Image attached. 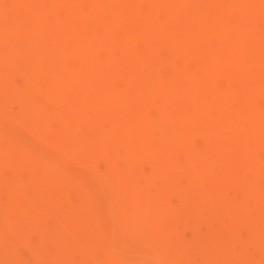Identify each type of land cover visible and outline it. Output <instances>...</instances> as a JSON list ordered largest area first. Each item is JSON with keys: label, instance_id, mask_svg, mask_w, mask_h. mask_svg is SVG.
I'll return each instance as SVG.
<instances>
[{"label": "bare ground", "instance_id": "1", "mask_svg": "<svg viewBox=\"0 0 264 264\" xmlns=\"http://www.w3.org/2000/svg\"><path fill=\"white\" fill-rule=\"evenodd\" d=\"M0 264H264V0H0Z\"/></svg>", "mask_w": 264, "mask_h": 264}, {"label": "rangeland", "instance_id": "2", "mask_svg": "<svg viewBox=\"0 0 264 264\" xmlns=\"http://www.w3.org/2000/svg\"><path fill=\"white\" fill-rule=\"evenodd\" d=\"M14 78L16 80H18L19 79V75L18 74H15L14 75ZM10 110H11L10 112H11V114L13 116L16 117L18 115L17 108H16L15 105H12L11 108H10ZM15 117H13V118H15ZM14 122H15L14 123V126H15V128L17 130H19L20 132H23L24 134H29L30 133V129L24 123H21L18 120L14 121ZM32 234H33L34 237L36 236V234L34 232Z\"/></svg>", "mask_w": 264, "mask_h": 264}]
</instances>
